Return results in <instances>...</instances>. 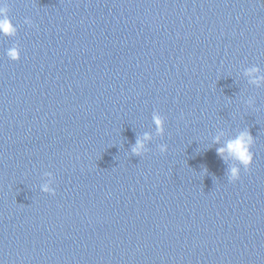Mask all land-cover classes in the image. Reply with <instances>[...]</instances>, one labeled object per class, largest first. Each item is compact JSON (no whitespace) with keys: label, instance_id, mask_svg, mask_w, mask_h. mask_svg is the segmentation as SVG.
<instances>
[{"label":"water","instance_id":"1","mask_svg":"<svg viewBox=\"0 0 264 264\" xmlns=\"http://www.w3.org/2000/svg\"><path fill=\"white\" fill-rule=\"evenodd\" d=\"M5 5L16 33L0 31V264H191L226 0Z\"/></svg>","mask_w":264,"mask_h":264},{"label":"clouds","instance_id":"2","mask_svg":"<svg viewBox=\"0 0 264 264\" xmlns=\"http://www.w3.org/2000/svg\"><path fill=\"white\" fill-rule=\"evenodd\" d=\"M8 6L0 7V14H2V18H0V31L7 35H14L16 33V26L14 25L12 19L8 15ZM26 23H33L30 18H26ZM8 55L14 59L19 60V52L16 49H10ZM249 71H256V69H250ZM255 82V81H254ZM251 103V101H249ZM154 123L157 126V131L161 134L164 132V121L162 120L159 114H155L153 116ZM149 135L145 133V139H149ZM255 143V138L251 134L250 130L242 131L235 139L230 140L227 145V151L232 154V156L240 162V165H243L245 170H250L251 165L254 159V153L252 151V146ZM168 150L167 144L160 145V152L164 153ZM146 151L144 140L137 139L135 144L132 146V153L136 156H141ZM216 152L218 154H223L225 152V148H217ZM241 175V167L235 166L230 170L229 179L230 181H236L240 178ZM49 189L45 186V191ZM54 192V190H53Z\"/></svg>","mask_w":264,"mask_h":264}]
</instances>
